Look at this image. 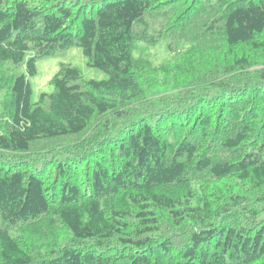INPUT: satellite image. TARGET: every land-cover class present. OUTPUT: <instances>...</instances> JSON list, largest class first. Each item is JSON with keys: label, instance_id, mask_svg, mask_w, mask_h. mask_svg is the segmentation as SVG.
Returning <instances> with one entry per match:
<instances>
[{"label": "trees", "instance_id": "16d2710c", "mask_svg": "<svg viewBox=\"0 0 264 264\" xmlns=\"http://www.w3.org/2000/svg\"><path fill=\"white\" fill-rule=\"evenodd\" d=\"M0 264H264V0H0Z\"/></svg>", "mask_w": 264, "mask_h": 264}, {"label": "rangeland", "instance_id": "374dc122", "mask_svg": "<svg viewBox=\"0 0 264 264\" xmlns=\"http://www.w3.org/2000/svg\"><path fill=\"white\" fill-rule=\"evenodd\" d=\"M65 1L70 2L74 0ZM146 52L152 55L155 54L153 58L158 62H162L168 58L164 44H160L157 50L148 49ZM62 65L77 68L80 71L82 80H101L106 78V75L102 71L88 65L87 59L83 56L81 49L76 44H73L64 50L54 52L52 55L40 56L36 60V74L28 77L32 89L33 101H36L39 94H49L53 91L49 81L59 71ZM6 66L14 74H25L24 65L7 64Z\"/></svg>", "mask_w": 264, "mask_h": 264}]
</instances>
